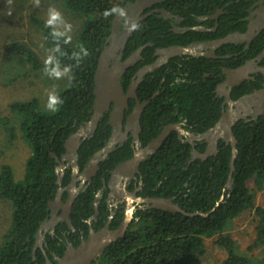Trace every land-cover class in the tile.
I'll list each match as a JSON object with an SVG mask.
<instances>
[{"label":"trees","instance_id":"1","mask_svg":"<svg viewBox=\"0 0 264 264\" xmlns=\"http://www.w3.org/2000/svg\"><path fill=\"white\" fill-rule=\"evenodd\" d=\"M66 7L81 19L78 33L71 37L60 34L47 21L31 17V24L41 32L43 41L53 53L45 62L33 47L20 41L10 42L8 55L0 52L1 70L7 63L26 67L24 78L37 76L45 67L62 68L68 84L57 94L62 104L56 111L44 107L38 97L13 101L8 109L14 118L0 116L7 142L20 138L30 149L25 162L24 177L15 178L9 164L0 165V201L10 206V223L0 241V264H45L41 248L33 249L39 226L48 214V202L59 187H65L69 171L58 184L55 153L60 157L65 142L91 117L95 87L94 74L100 54L111 34L116 14L105 16L113 7L124 8L136 0H62ZM255 0H162L156 7L180 18L172 19L154 13L145 17L135 28L126 45V55L141 48L136 64L121 77L126 89L137 70L156 61L157 48L189 46L203 41L224 38L233 32L247 31L248 14ZM219 11L217 18L211 15ZM216 29H212L215 23ZM174 26L189 27L176 32ZM202 26L206 30L195 29ZM264 49V28L247 42H228L220 45L214 57L182 54L168 59L152 71H147L136 87L140 102L147 104L140 117L141 143L156 138L169 124L185 123V128L200 134L212 128L223 112V98L216 92L223 82L224 68H237L253 59ZM264 65V57L259 62ZM8 73H11L9 71ZM1 76L5 84L16 80L10 74ZM232 88L231 98L260 89L261 73ZM129 107L134 100H129ZM103 118L95 132L84 139L78 149L80 167L106 145L111 126ZM232 131L237 139L232 187L226 188L230 173L231 145L220 141L218 151L206 159L192 156L193 146L186 137L172 131L163 143L140 164L143 197L171 198L186 212H207L208 216H187L157 208L138 210L129 231L105 247L93 264H195L205 253L204 242L215 238L214 244L225 256L210 264H264V206L255 205L256 192L264 187V115L257 119L238 120ZM206 143L196 141V150L203 153ZM132 155L129 144L115 149L100 163L101 169H112ZM100 181L80 192L71 214L76 234L63 235L60 230L46 234L45 253L51 264L67 249L68 240L77 247L79 235L88 236L87 220L94 213L92 200ZM98 227L110 216L108 206H99ZM251 212L253 236L247 249L225 233L234 219ZM95 220H93L94 222ZM112 228L119 226L122 214L113 219ZM62 230H67L64 223Z\"/></svg>","mask_w":264,"mask_h":264},{"label":"water","instance_id":"2","mask_svg":"<svg viewBox=\"0 0 264 264\" xmlns=\"http://www.w3.org/2000/svg\"><path fill=\"white\" fill-rule=\"evenodd\" d=\"M162 0H137L135 3L130 4L129 8L131 11L141 12L151 6H154L161 2ZM264 11V6H263ZM219 11L211 15V18H217ZM163 15L167 17H173L169 12L163 11ZM146 16V15H145ZM144 16V17H145ZM119 20L120 16L116 14L112 21L111 31L115 32L119 28ZM177 21H180V18H177ZM218 23H215V26L212 28L216 29ZM264 28V19L261 23L256 26L253 22H250L249 29L244 32H233L227 35L224 38H219L216 40L203 41L198 44L189 45V46H170L166 48H157L156 54H161L158 60L153 62L152 64L146 65L139 70L138 77L133 81L129 90L125 92L122 84H121V76L122 73L134 63L137 59H140V51L141 48L138 49L135 54L124 60H120L119 48H123L124 46V36H122L121 41L115 40L111 46L105 45L100 57L98 59V65L94 74V83L95 87L93 89L94 101L93 107L91 111L90 120L85 122L83 126L79 129L77 133L72 134L65 142V153L62 156V161L59 162L55 153H51L52 156L57 158L58 167L57 171L59 173L58 183L61 185L62 176L64 174L65 164L64 160L68 159L72 162L74 168V177L72 181V189L73 192L70 193V197L68 201L64 204L60 200L61 193L64 190V187H59L56 201H51L49 205L53 206L55 204L60 205L64 208V216L67 220L68 224L72 226L71 220L68 214V210L74 200L75 193L78 189L74 186L75 184V175L78 170L77 167V159H78V147L81 144V137L83 138L88 136L90 131L95 130V126L103 115L105 111L108 110L109 106H114V110L111 112V116L109 119V123L114 127L118 126L120 128V120H122L124 116V110L129 109V99L135 98L136 105L134 107V111L129 117V123H135L136 128L140 131V117L141 114L147 104V101L140 102L137 97L136 87L142 76L147 71H152L159 65L168 61L169 58L182 55V54H193L198 55V49L209 48V51L203 53L205 56H215L214 50L220 45L228 42H247L250 41ZM189 29V28H185ZM195 29L206 30L202 26L195 27ZM130 33V31H129ZM107 41V40H106ZM107 44V43H106ZM264 57V49L261 53L258 54L257 57L249 60L245 65L239 66L237 68H224L223 72L226 74V80L221 83L217 91H223L226 102L228 103V110L223 111L218 122L207 131L195 134L194 132L185 128V123H174L167 125L160 134L152 139L145 150L140 149L137 154L131 159L119 164L115 171L114 177L117 178L118 181L122 179L120 171L124 168L132 167L137 170V165L139 162L148 154L153 153L167 138L169 132L171 130H175L177 134L182 137H187V141L193 146L192 156L199 157L201 159H206L210 155H214L218 151V141L223 140V142L230 143L231 145V158H230V173L229 178L226 182V188L230 189L232 187V172L234 171V159L237 155V139L232 131L234 124L240 120L244 119L245 121L252 119H257L259 115H264V81L262 83V87L260 89H255L251 93L245 94L238 98L237 100H233L231 98V90L234 85H238L242 82L243 79L249 78L248 73L252 70L254 72L261 73L264 77V65H256V61H260ZM112 65L109 67V65ZM252 68V69H251ZM227 86V88H225ZM138 131L135 134L134 141L136 145L140 144L138 138ZM204 140L207 142V150L203 153L198 152L194 149L196 141ZM113 140L108 143V145L98 152H96L93 157L90 159L88 166L85 170L86 173L82 174V178L84 182L90 178V174L94 173L95 169L98 166V162L102 160L111 150H112ZM124 185V182H122ZM124 189V187H123ZM124 197L126 199V211L125 218L122 225L116 230H110L108 226H106L101 231H95L90 229V233L87 238L82 239L81 243L74 247L72 243L67 246L64 254L61 257H55V264H93L96 259L102 254L105 247L110 245L115 240L123 237L128 229L130 222L134 219V212L136 210V205H140V207L144 208V204H147L148 207L162 209L165 211L177 212L187 216H208L212 213L216 206L207 212H186L182 209L178 204H176L171 198H160V197H142L137 194V191H127L124 189ZM97 205V202L95 203ZM115 209L118 208L117 205H114ZM66 209V210H65ZM112 217V216H110ZM137 219V218H136ZM43 236H40L37 241V245H41V239ZM44 252L45 256V264H51L50 259L47 254Z\"/></svg>","mask_w":264,"mask_h":264},{"label":"rangeland","instance_id":"3","mask_svg":"<svg viewBox=\"0 0 264 264\" xmlns=\"http://www.w3.org/2000/svg\"><path fill=\"white\" fill-rule=\"evenodd\" d=\"M50 10L60 14V19L52 24L60 34L74 37L80 27L81 19L70 11L62 0H0V52L8 55L7 45L13 41H20L33 47L40 58L50 62L53 53L45 45L41 32L31 24V17L43 19L48 22ZM3 61H0V69ZM26 67L19 62L17 65L7 63L0 73V116L14 118L8 109V104L13 101L30 100L38 97L39 102L48 108L49 96H57L58 92L68 84L67 73L62 68L45 67L37 76L30 75L24 78ZM54 70H59L63 75L60 78L50 75ZM11 71V73H8ZM10 74V78L16 80L5 84L1 76ZM30 155V149L20 138L13 142H7L6 132L0 124V165L9 164L12 167L15 178L21 180L24 177L25 162ZM255 205L264 206V187L256 192ZM10 223V206L0 201V241ZM253 223L251 212H245L227 228L225 233L236 239L243 250L247 249L253 236ZM214 237L207 238L204 242L205 253L195 264H210L225 256L223 250L214 244Z\"/></svg>","mask_w":264,"mask_h":264},{"label":"flooded vegetation","instance_id":"4","mask_svg":"<svg viewBox=\"0 0 264 264\" xmlns=\"http://www.w3.org/2000/svg\"><path fill=\"white\" fill-rule=\"evenodd\" d=\"M158 4H156L154 6H151V7L147 8V9L141 11V12L131 11V9L129 8L130 4L129 5H126L124 8H122V9L125 10L126 15L123 16V17L120 16L118 30L115 32V34H114V32L111 31V34L107 38V41H106V43H107L106 45L107 46H111L112 43L115 40L121 41L122 36H124V40H123L124 46H123V48H119V52H121L119 54L121 61H124V60L132 57L135 54V52L138 51V49H136L132 53L126 55L127 52H126L125 49H126L127 42L129 41V39L131 38V36L133 34V31L135 30V29L134 30H131L130 33H129V30L128 29L131 27V25L133 23H135L136 25H138L145 17L149 16L150 14L162 13V15H163V11H165V10L164 9H161L159 7H156ZM263 6H264V0H255L254 1L253 5L251 6L250 13L248 14L249 22H248L247 30L249 29L250 22H253L254 25L258 26L261 23V21H263V19H264V11L262 9ZM177 18L178 17H176V16L173 15V17H171L170 19H172L175 24H178V23H180V21H177ZM185 28H189V27H181V28H179L177 26H174V30L176 32H183V31L188 30V29H185ZM199 43H201V42H199ZM248 44L249 43H247V45ZM215 50H214V52H215ZM207 51H209V48H203V49L200 48V49H198V53H199L198 55H202L203 53H205ZM154 54L157 56L156 57V60H158L160 57H162L161 54H156V51H155ZM257 56H255V57H257ZM208 57H214V56H208ZM249 60H252V59H249ZM249 60H247L246 62H244V64H242V65H245ZM137 61H138V59L134 63H131V65L129 67H131L134 64H136ZM259 62L260 61H256V65H259ZM111 66L112 65L110 64L109 67H111ZM141 68H139L137 70V72H135V74L133 75L132 79L130 80L127 88L125 89L123 87L124 90H125V92H127L129 90V88L132 85L133 81L138 77V73H139V70ZM123 73H122V75H123ZM254 74H258V72H254V71L251 70L248 73L249 78L248 79L247 78L243 79L242 82L244 80L253 79L254 78L253 77ZM226 78H227V76L225 74V78H224L223 82L226 80ZM223 82H221V83H223ZM218 86H217V88H218ZM217 88H216V92L218 93V95L221 98H223V100H222L223 101V106H222L223 107V111H227L228 110V103L226 102V97H225L223 91H220V93H219L217 91ZM225 88H227V86H225ZM130 99H133L134 100V106H132L131 108L129 107V109L126 108L124 110V116H123L122 120H120V128L118 126H114L113 127L109 123V119H110V116H111V112L114 110V106H109L108 110L105 111L103 113V115L100 117V119L98 120V122H97V124L95 126V130H96L99 122L103 118H105V117L108 118L107 119V124H109L111 126V132H110L108 141H107V143H106V145L104 147H106L108 145V143H110L113 140L112 150L102 160H100L98 162V166L95 169L94 173L92 172V174H90V178L88 180H86L85 182H84V180L82 178V174L86 173L85 170H86V168L88 166V163L90 162V159L93 156L90 157L85 162V164L83 166H81V167L79 165V156H78V159H77V167H78V170H77L76 175H75V178L76 179H75V184H74V186L78 189V191L75 193L74 200H73V202H72V204H71V206H70V208L68 210V214H69V217H70L72 226H70L68 224L67 220L65 219V216H64V208L62 206L57 205V204H55L53 206L49 205V203L51 201H54V202L56 201L57 194H58V190L60 189V188H58V190H57V192L55 194V197L51 201L48 202V214H47L45 220L43 221V223L39 226V228L37 230V234H36L35 241H34V244H33V249L41 248L42 251L43 250L45 251V248L46 247L48 248V245L45 242V237H46V234L47 233L53 234V233H55V231H59L60 230V232L63 235H66L68 237L73 232L76 234L77 229L74 227V225L72 223V219H71V214L75 213V210H74L75 207H73V204L75 203V200L78 197V195L80 194V192H82V191L86 190L87 188L91 187L95 182L97 183V181H100L99 182L100 183V187L98 189V192H97L96 196L92 200V203L94 205V213L87 220V222H88V235L90 233V229H93V230H95L97 232V231L103 230L106 226H108V228L110 230H116V229H118L122 225V223L124 221V218H125V211H126V199L124 197V189L127 190V191H134V190H136L137 191V194L139 195V192L142 191V189H143V181L141 180L140 164L144 160H146L149 155H152L155 152L154 151L153 153H148L139 162V164L137 165V170H135L132 167H127V168H124L122 171H120L121 177L123 176L120 181H118L117 178L114 177V171H115L116 167L119 164H121V163H123V162H125V161H127L129 159H131L132 157H134L135 154H137L140 149L145 150L146 146L151 141L150 140L147 144H144L143 145L141 143V141H140L141 129H140V131H138L137 128H136L135 123H129V121H128L129 120V117L131 116L132 112L134 111V107L136 105V99L135 98H130ZM140 127H141V125H140ZM80 128H81V126L74 133H77ZM95 130H94V132H95ZM137 131H138V138H139V141H140V144L139 145H136V143L134 141V137H135V134L137 133ZM172 131H174V130H171L169 132V134ZM94 132L93 131H90L88 133V136L87 137H89L90 135H92ZM87 137L83 138V136H82L80 138L81 139V143ZM186 139H187V137H186ZM201 141L206 143V147H205V150H204V151H206L207 150V142L204 141V140H201ZM220 141H223V140H219L218 143ZM126 143L129 144V148L132 151L131 157L128 158V159H126V160H124V161H122V162H119V163L115 164L112 169H110V170L109 169H105L103 171V169H101V167H100V163L102 161H104V159L109 154H111L115 149L120 148V147H123ZM79 147H78V149H79ZM194 149H196V144L194 146ZM65 151H64V153H65ZM192 151H193V149H192ZM64 153H62L60 155V157L56 156L58 158L59 162L63 160L62 159V156L64 155ZM77 153H78V150H77ZM57 158H56V161H57ZM57 164H58V162H57ZM64 164H65L64 173L67 170V171H69V175H70V180H69L68 184L64 187V190L61 193V197H60V200L62 201V203L65 204L68 201L69 197H70V193L73 192V189H72L71 186H72V181H73V177H74V168H73L72 162L70 160H68V159H65L64 160ZM58 178H59V173H58ZM57 182H58V180H57ZM122 182H124V185H122ZM123 187H124V189H123ZM96 202H97V205H95ZM100 205H103V207H105V205H107L108 206V210L110 211V216H112V217L109 216L108 219H107V221L105 223H103L101 226L98 227V223H99L98 217L101 215V210L99 208ZM114 205H117L118 208L115 209V206ZM136 206L137 207H136V210H135L134 214L138 210H146V209L152 208V207H148L147 204H144V208H143V206L141 208L140 205H136ZM118 213L122 214V221L119 224V226H117L115 228H112L111 225L114 223L113 219L117 216ZM134 219H135V221H138L139 220V218H137V219L134 218ZM93 220H95V221L93 222ZM131 222H130V224H131ZM64 223L67 225V230L66 231L65 230H62V227H63V224ZM130 224H129V226H130ZM129 226H128L127 232L130 229ZM40 236H43L42 239H41V245H37V241L39 240ZM79 238H80V243H81L82 239H84L85 237L83 235H81V236L79 235ZM70 243L71 242L68 240L67 246Z\"/></svg>","mask_w":264,"mask_h":264},{"label":"clouds","instance_id":"5","mask_svg":"<svg viewBox=\"0 0 264 264\" xmlns=\"http://www.w3.org/2000/svg\"><path fill=\"white\" fill-rule=\"evenodd\" d=\"M112 14H118L119 16L123 17L126 15V12L122 8L113 7L110 10H106L104 13L105 16L112 15ZM59 19H60V14L54 10H50V18H49L47 23L49 25H52ZM136 27H137V25L135 23H133L128 30L129 31L134 30ZM50 75H54L55 77L60 78L63 75V73H61L59 70H54L52 73H50ZM62 103H63V101L60 100V98L58 96L50 95L47 107L53 111H56V110H58L56 106L59 104H62Z\"/></svg>","mask_w":264,"mask_h":264}]
</instances>
